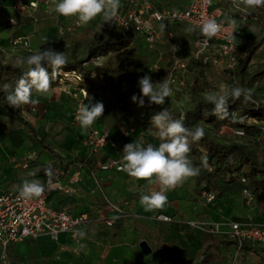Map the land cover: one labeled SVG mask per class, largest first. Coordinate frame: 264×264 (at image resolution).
<instances>
[{
  "label": "crops",
  "instance_id": "obj_1",
  "mask_svg": "<svg viewBox=\"0 0 264 264\" xmlns=\"http://www.w3.org/2000/svg\"><path fill=\"white\" fill-rule=\"evenodd\" d=\"M188 1L150 0L154 8L172 10L185 8ZM58 2L59 0H50L48 6L41 8L36 14V21L31 22L24 14L11 9L12 0H0V20H8V24L0 27V55L7 52L8 60L13 63L17 58L26 57L40 49L52 48L57 52L65 50L69 42L64 43L62 39L80 32L85 25L67 32L66 28L75 17H63L54 11L50 12L49 9ZM120 4L121 7L124 6V1L120 0ZM211 10L216 20L226 22L235 19L237 11L259 13L255 23L237 21L234 25L236 56L241 55L245 45L252 39H261L264 35V24L260 21L264 7L246 9L237 0H231L226 5L213 0ZM101 20L102 16L98 15L92 22L98 24ZM99 28L94 29L97 32ZM189 28L191 27L186 25H176L171 31L173 34L178 32L180 38L185 37L186 33L193 35V44L196 31L192 28V31H188ZM17 38L21 40L20 43L25 42L26 46H12L9 43ZM163 38L164 35H160L155 45L160 46ZM180 42L182 44L184 41ZM142 43L140 37H132V46L138 47ZM21 52L27 55H21ZM172 54L170 49L165 51V64L166 61L170 63ZM85 64L82 67L87 66ZM90 67L92 66H88ZM78 90L79 85L70 79L56 82L47 94L33 92L32 98L38 99V104L20 107L21 116L33 129L35 137L41 139L54 156L32 140L28 129L6 115L0 106V193H18V186L25 179L39 180L44 186L49 180L44 169L51 167L56 176L51 178L52 185L45 199L47 206L64 210L70 215L82 214L87 218V223L78 230L83 231L85 237L81 239L78 236L77 243L68 234L59 235L56 241L44 235L36 240H23L7 247L8 264L40 263L52 258L75 264H144L156 248L158 253L154 264H157L159 255L167 248L175 250L187 247L191 236L199 239V232L187 228L184 224L186 221L218 223L221 232L227 230L230 221L250 220L264 225V192L253 195L249 204L245 203L240 192L225 193L219 198L213 196L212 200L206 201L200 188L193 189V177L166 193L167 203L162 209L145 211L140 204V196L150 194L151 190H159V186L145 180H135L123 171L100 170V165L112 156V152L108 147L96 153L88 152L83 146L88 129L84 130L78 122L72 121L71 115L76 102L88 104L91 99L93 103H103L104 113L90 128L106 131L111 141L121 143L123 147L133 142H141L143 147L149 144L158 147L160 142L156 134L140 129L135 122L123 115L117 101L119 96L114 93L116 89L91 88L87 91V99L82 98ZM122 154L123 152L119 155L120 164ZM262 155L261 160L264 161V154ZM77 162H81L82 166L78 175L73 176ZM109 205L117 211L112 210ZM157 215L168 216L170 222L157 221ZM104 219L110 220L111 226H106ZM140 241H145L148 245V255H143L139 250ZM196 249L198 251V246ZM233 249L236 248L231 246L227 253ZM236 250L239 264L248 260L264 264V248L261 246L246 243ZM166 255L169 257L174 253ZM170 257L172 263L174 259ZM226 259L224 257L219 264H227ZM177 262H182V259Z\"/></svg>",
  "mask_w": 264,
  "mask_h": 264
},
{
  "label": "trees",
  "instance_id": "obj_2",
  "mask_svg": "<svg viewBox=\"0 0 264 264\" xmlns=\"http://www.w3.org/2000/svg\"><path fill=\"white\" fill-rule=\"evenodd\" d=\"M231 0H219L223 5H226ZM260 21L264 24V14ZM176 26V25H174ZM164 27L163 31L158 28L159 39L160 35L167 36V32H171L172 27ZM93 41L87 42L86 55L83 61H71L60 70V73H69L75 71L81 75V80L77 82L79 90L87 92L91 90L88 82L93 78L100 79V85L95 89H117L120 87V97L126 102L125 107L120 106L123 115L130 118L142 130L152 131L156 134L160 143L164 142L158 135V130L152 127V117L163 108H167L173 115V118L180 119L183 117V123L188 128H194L196 123L200 122L210 128L219 130L226 128L231 132H236L237 129H242L244 134L233 138L243 139V143L230 141L228 143H218L208 138L206 134L198 142L190 143V152L187 154L188 159L194 167L200 169L199 175L193 177L194 188H200L199 191L203 194L210 193L219 198L225 193L240 192L243 188L248 189L252 195H258L264 192V161L261 160L262 152L264 151V102H252L251 100L244 102L243 97L240 100L233 101L229 96V112L237 118L244 116L243 123H233L230 116L226 120H219L216 116L210 115L212 105L208 102L197 100L191 110H187L179 117L178 113L169 109L165 105H150L147 98L144 106H139L138 102L132 101V96L140 97V89L135 86V83L140 79L141 73L134 72V67L125 63V59L111 66L109 64H100L90 68H83L82 64L88 63L97 57L113 54L120 50L132 46V36L130 34L121 35L113 30V27L106 29L100 27L95 34ZM168 38V37H167ZM172 38V37H171ZM170 38V39H171ZM264 41V35L261 39L258 37L252 39L245 45L241 55L236 56L237 82L238 86L248 89L254 79L262 81L264 79V65L253 71L250 75L246 74V67L257 49ZM166 64H169L166 61ZM26 70V69H25ZM12 63H4L0 60V85L5 83L12 86L20 78L23 71ZM166 78L164 73L158 82ZM60 75L52 81V86L56 82H60ZM245 81V83H244ZM193 93L195 92V87ZM6 93L0 89V106L6 115H9L13 120L20 123L28 129L30 138L47 151L51 156L55 154L52 150L43 144L41 139L35 137V133L30 125L23 119L19 108H12L7 105L5 100ZM118 101V100H117ZM207 157V164L202 161V157ZM244 182L241 183L240 179ZM198 252L197 259H187L177 264H219L223 261L224 255L229 251L231 246L240 249L247 242H242L239 245L227 240L223 236H215L206 232L198 234ZM172 255L160 254L157 264H167ZM173 258V257H172ZM196 258V257H195Z\"/></svg>",
  "mask_w": 264,
  "mask_h": 264
},
{
  "label": "clouds",
  "instance_id": "obj_3",
  "mask_svg": "<svg viewBox=\"0 0 264 264\" xmlns=\"http://www.w3.org/2000/svg\"><path fill=\"white\" fill-rule=\"evenodd\" d=\"M246 9L264 7V0H239ZM121 7L120 0H59L49 9L63 17H76L78 25H87L98 15H102L104 23L112 22L117 16ZM230 24L236 25L237 20L232 19ZM164 25H161L163 31ZM221 25L213 19H208L200 25V35L204 37L199 41L203 47H207L209 41L221 31ZM188 31H192L191 28ZM65 52H57L52 48L40 49L26 57L17 58L15 66L25 67L15 85L5 83L3 91L6 93L5 100L8 106L19 108L23 105H36L38 99H33V92L44 95L52 88V81L56 79L60 70L67 64ZM140 97L132 96L133 102H138L143 107L145 99L150 105H163L166 99L173 95L169 79L166 77L161 82L153 83L151 76L145 75L138 81ZM226 87V86H224ZM206 101L213 107L210 115L216 116L219 120H226L230 116L233 123H243L245 117H236L229 112V96L233 101L240 100L247 102L251 99V89L233 86L227 90L215 93H205ZM88 98L85 92V99ZM104 105L102 102L93 103L89 99L88 104L81 103L75 116L76 121L84 130L90 128L93 123L103 115ZM158 130L162 143L158 147L149 144L143 147L141 142L126 144L123 148L120 171L125 172L135 180H145L150 184L159 186V190H151L150 194L140 196V204L145 211L162 209L167 203L166 193L175 189L185 180L199 175L200 169L194 167L188 159L190 143L200 141L204 135V128L197 124L194 128H188L183 123V117L173 118L172 113L163 108L152 117V127ZM237 135H243L242 129L236 130ZM203 163L207 164V157H202ZM45 176L49 181L54 176L51 167L44 169ZM19 197L22 199L39 198L45 191L39 180L25 179L19 186ZM81 239L85 237L83 231H77Z\"/></svg>",
  "mask_w": 264,
  "mask_h": 264
},
{
  "label": "built area",
  "instance_id": "obj_4",
  "mask_svg": "<svg viewBox=\"0 0 264 264\" xmlns=\"http://www.w3.org/2000/svg\"><path fill=\"white\" fill-rule=\"evenodd\" d=\"M50 0H12L11 9L14 12L24 14L31 22L36 21V14L48 6ZM124 6L120 7L117 16L112 22H109L113 30L121 35L130 34L132 37H140L143 43L151 47L159 41L158 28L164 25L169 28L174 25H186L196 31L193 39V57L199 61L202 66H216L223 64L227 70H234L236 66V47L234 43L235 26L230 21L216 20L211 7L213 0H189L185 8L172 10L168 8H154L150 0H123ZM239 2V0H237ZM102 16V15H101ZM237 21L241 23H255L258 20V12L237 11L234 14ZM208 19L215 20L220 24L221 31L214 37L207 47H203L199 41L204 37L200 35V25ZM77 18L66 28L67 32H72L78 28ZM167 37H172L171 32H167ZM19 38L12 40V46L21 44L26 46L25 42L20 43ZM180 48L176 44L173 50ZM213 52H210V51ZM182 68V65H179ZM60 82L72 80L77 83L81 80V75L75 71L69 73H60ZM169 82L174 83L170 76ZM81 97H85L84 90H78ZM82 101L76 102L71 119H75L77 109ZM235 135L236 132H233ZM240 136V135H237ZM84 148L90 153H96L99 150L108 147L112 156L100 165V170L113 169L120 171L121 164L119 155L123 152V145L111 141L106 131H98L88 128L87 135L83 140ZM82 163L77 162L76 171L73 176L78 175ZM25 167V165H23ZM56 176V175H54ZM243 183V178L240 179ZM51 180L44 184L45 191L39 198L30 200L22 199L18 193L2 192L0 193V264H8L6 258V249L9 245L23 240H36L44 235L52 241H56L59 235L68 234L70 239L77 243V231L81 226L87 223L85 215H70L64 210H55L47 206L45 199L51 188ZM242 199L246 204L251 202L253 195L243 188L240 191ZM206 201L213 199L210 193H203ZM114 211L117 209L111 205ZM160 222H170L166 215H157L155 217ZM106 226H111V221L104 219ZM186 227L198 232H206L215 236L226 237L238 245L247 242L264 247V225L252 222L250 220L243 222H229L227 230L221 232L218 223L186 221ZM78 245V244H77Z\"/></svg>",
  "mask_w": 264,
  "mask_h": 264
},
{
  "label": "rangeland",
  "instance_id": "obj_5",
  "mask_svg": "<svg viewBox=\"0 0 264 264\" xmlns=\"http://www.w3.org/2000/svg\"><path fill=\"white\" fill-rule=\"evenodd\" d=\"M99 20V19H98ZM98 23V22H97ZM8 24V20H0V27H4ZM36 24V23H35ZM112 25L110 23H104L101 20L98 24L92 22V20L85 25L80 32L70 34L69 36L64 37L62 40L65 42H69V46L65 48L62 52H65L67 56V60L73 61H83L86 55L87 42L93 41L95 38L96 30L99 27H106V29L110 28ZM95 28V29H94ZM185 30V29H183ZM178 32L172 33V38L169 39L167 36L162 39V44L153 45L151 47L146 46L144 43L142 45L130 46L126 49L120 50L113 54H106L101 56L98 59H94L83 66L84 68H88V66L100 65V64H109L111 66L117 65L121 59H125V63L134 67V72L141 73V77L145 75H149L152 78L153 83H158L160 77L166 73V77H173L174 83H171L170 86L173 90V95L166 99V103L163 104L167 106L169 109L175 110L179 117L183 115V113L187 110H191L197 100L206 101L205 93H215L222 90H227L233 86H238L237 82V71L227 70L224 68L223 64H219L216 66H202L197 59L193 57L192 51V37L193 35L179 36ZM263 37V36H262ZM180 41H184L182 44ZM11 42V41H10ZM9 42V43H10ZM176 44H180V48L177 50H173ZM170 49L173 51V54L170 59L169 64H165V51ZM7 52L5 54L0 55V60L4 63H11L8 60ZM16 53V52H15ZM27 55L25 52H21ZM240 55V54H239ZM16 62V61H15ZM15 62L12 64L15 65ZM85 63V62H84ZM83 63V64H84ZM182 65V68L179 67ZM264 65V42L263 45L259 48V50L254 54L250 63L246 67L247 76L250 75L253 71L261 68ZM25 67H20V69H24ZM258 79H254L252 84L248 89H251V101L252 102H264V79L262 81H257ZM139 81V80H138ZM138 81L135 83V86L139 88ZM245 83V81H244ZM89 87L96 88L100 85V79L93 78L88 82ZM195 87V92L193 93V88ZM226 86V87H224ZM0 89L3 90V86L0 85ZM121 89L118 87L114 93L120 96ZM118 103L121 107L126 106V102L122 97L118 99ZM204 128L205 134L208 138L212 139L218 143H228L230 141H236L239 143H243V139L241 138H233L234 133L229 131L226 128H222L219 130H215L213 128L208 127L200 122L196 123ZM194 125V127L196 126ZM264 154V151L262 152ZM231 222V221H230ZM229 223V222H228ZM189 228V227H187ZM190 229V228H189ZM226 238V237H225ZM198 240L196 237L191 236V242L187 247H180L177 249H169L163 251V254L174 253L172 255V260L174 261L170 263V260L167 264H177L176 261L182 262L186 259H197V249ZM189 247V249H188ZM262 248H264L262 246ZM198 252V251H197ZM158 253V249L154 250L152 254H150L145 261L144 264H154L156 259V254ZM238 250L233 249L231 252L224 255L227 258V264H239L238 261ZM196 257V258H195ZM147 262V263H146ZM156 262V261H155ZM246 264H261L258 261L254 263L251 261H244ZM242 263V264H244ZM30 264H75L70 263L66 260H57V259H48L45 262L40 263H30Z\"/></svg>",
  "mask_w": 264,
  "mask_h": 264
},
{
  "label": "water",
  "instance_id": "obj_6",
  "mask_svg": "<svg viewBox=\"0 0 264 264\" xmlns=\"http://www.w3.org/2000/svg\"><path fill=\"white\" fill-rule=\"evenodd\" d=\"M138 248L142 252L143 255H148L150 252V249L145 241H140L138 243Z\"/></svg>",
  "mask_w": 264,
  "mask_h": 264
}]
</instances>
